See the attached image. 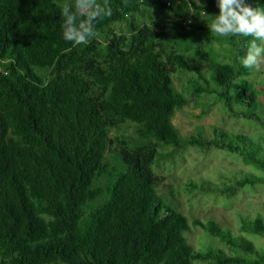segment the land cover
Returning <instances> with one entry per match:
<instances>
[{
  "label": "trees",
  "instance_id": "1",
  "mask_svg": "<svg viewBox=\"0 0 264 264\" xmlns=\"http://www.w3.org/2000/svg\"><path fill=\"white\" fill-rule=\"evenodd\" d=\"M258 1L256 7H264ZM66 2L0 0V264L243 263L222 250L193 249L184 236L187 218L160 199L162 179L152 165L159 144L229 152L244 145L247 163L264 173L262 143L240 135L226 142L222 129L219 139L189 136L183 143L172 124L176 110L188 104L174 88L177 71L191 74L194 96L215 95L229 110L231 103H254L246 80L251 68L239 63L252 37L230 38L237 54L214 66L216 87L210 88L196 64L210 58L182 48L198 36L189 34L211 26L216 0H96L111 15L99 16L96 35L81 44L63 38ZM194 15L204 24L189 32ZM123 122L135 126V138L114 142L109 130ZM256 183L264 184V176L218 191L229 198ZM186 188L205 191L193 183ZM192 224L231 242L214 221ZM248 226L264 236L261 218L241 224V231ZM238 237L244 251L254 252Z\"/></svg>",
  "mask_w": 264,
  "mask_h": 264
},
{
  "label": "rangeland",
  "instance_id": "2",
  "mask_svg": "<svg viewBox=\"0 0 264 264\" xmlns=\"http://www.w3.org/2000/svg\"><path fill=\"white\" fill-rule=\"evenodd\" d=\"M67 1L74 3V0ZM194 1L199 4L203 3L202 0ZM248 4L253 7L261 5L258 0H250ZM188 20H190L189 32L194 31V25L204 24L203 16L194 15L188 17ZM204 27V31L189 34V36H198L196 39L194 36L189 39L183 45L182 51L200 49L202 54L210 58L207 63L196 60V64L209 80L210 88H215L216 84L211 82L214 66L220 62H231L230 56L232 58L237 51L231 43L229 44L232 36H219L211 30V26L204 24ZM213 36L219 37L221 41H211ZM191 55L188 53V56ZM190 78L191 74L182 71H177L172 75L174 88L188 99V104L176 110L172 117V124L183 143L189 136L199 139H219L221 138L220 129H222L228 132L227 137L224 138L226 142L229 140L235 142L233 135H240L256 143H262L264 147V64L257 69H251L246 78L250 90L255 93L254 103L251 105L231 103V110L221 103L214 102L215 95H192L188 86ZM231 93L233 94L232 91ZM251 114L258 116V120L250 119ZM214 128L218 129L216 134L212 133ZM134 131L133 124L123 122L112 125L109 135L115 142L122 137L125 140L135 138ZM243 147L244 145H241L240 151L229 152L215 148L204 151L198 147L176 149L159 144L152 171L162 179L157 186V193L164 205L187 218L189 229L184 236L195 251L222 250L230 257L241 258L243 261L241 264H252L253 262L264 264L262 260L264 258V236L253 234L249 226L245 231L240 229L241 224L247 226L257 217L261 218L264 223V184H247L242 189H237L229 198L218 191L234 184L237 180L264 176L262 171H258L253 165L247 163L249 158L246 153L250 151L248 149L242 155L241 148ZM260 155L264 158V151ZM111 156V153L107 154L106 159L110 161ZM99 182L103 184V179ZM188 183L200 186L205 191H190L186 188ZM194 220L216 222L224 232L231 234V242H221L217 237L194 226L192 224ZM239 234L242 235L243 240L253 245L254 252L244 251L240 247L242 240L239 239ZM211 262L193 261L192 264H211Z\"/></svg>",
  "mask_w": 264,
  "mask_h": 264
},
{
  "label": "clouds",
  "instance_id": "3",
  "mask_svg": "<svg viewBox=\"0 0 264 264\" xmlns=\"http://www.w3.org/2000/svg\"><path fill=\"white\" fill-rule=\"evenodd\" d=\"M216 5L219 12L213 16L211 30L219 36L252 37L240 64L259 68L264 64V7H252L247 0H216ZM74 7L76 11L72 3L63 4V38L75 44L87 43L96 35L94 21L105 11L111 15V9L105 10L96 0H75ZM77 13L86 18L78 19Z\"/></svg>",
  "mask_w": 264,
  "mask_h": 264
},
{
  "label": "built area",
  "instance_id": "4",
  "mask_svg": "<svg viewBox=\"0 0 264 264\" xmlns=\"http://www.w3.org/2000/svg\"><path fill=\"white\" fill-rule=\"evenodd\" d=\"M166 5H167V6H169V5H170V3H169V2H167V3H166Z\"/></svg>",
  "mask_w": 264,
  "mask_h": 264
}]
</instances>
